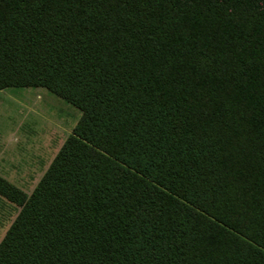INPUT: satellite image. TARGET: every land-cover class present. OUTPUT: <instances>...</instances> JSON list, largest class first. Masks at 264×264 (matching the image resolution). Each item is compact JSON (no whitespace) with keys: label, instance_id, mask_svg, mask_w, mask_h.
<instances>
[{"label":"trees","instance_id":"trees-1","mask_svg":"<svg viewBox=\"0 0 264 264\" xmlns=\"http://www.w3.org/2000/svg\"><path fill=\"white\" fill-rule=\"evenodd\" d=\"M81 116L0 264H264V0H0V90Z\"/></svg>","mask_w":264,"mask_h":264},{"label":"rangeland","instance_id":"rangeland-1","mask_svg":"<svg viewBox=\"0 0 264 264\" xmlns=\"http://www.w3.org/2000/svg\"><path fill=\"white\" fill-rule=\"evenodd\" d=\"M80 116L45 88L0 90V174L30 194ZM16 213L0 198V240Z\"/></svg>","mask_w":264,"mask_h":264},{"label":"crops","instance_id":"crops-1","mask_svg":"<svg viewBox=\"0 0 264 264\" xmlns=\"http://www.w3.org/2000/svg\"><path fill=\"white\" fill-rule=\"evenodd\" d=\"M3 161V160H0V162ZM1 176H3L2 174H0ZM5 201V200H4Z\"/></svg>","mask_w":264,"mask_h":264}]
</instances>
